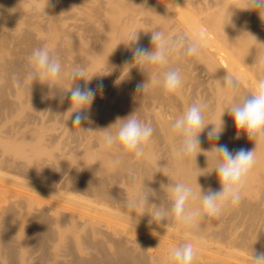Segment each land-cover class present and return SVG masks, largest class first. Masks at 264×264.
I'll return each instance as SVG.
<instances>
[{"label":"bare ground","instance_id":"6f19581e","mask_svg":"<svg viewBox=\"0 0 264 264\" xmlns=\"http://www.w3.org/2000/svg\"><path fill=\"white\" fill-rule=\"evenodd\" d=\"M238 6L246 7L245 0ZM235 7L229 0H0V264H168V250L185 242L197 251L194 264H235L225 256L236 250L244 253L241 264H253L252 251L264 252V143L240 203L219 217L185 228L150 223L151 205L127 207L145 186L156 193L149 203L161 206L169 205L167 185L177 181L197 192L198 185L218 191L203 152L213 145L233 153L255 147L245 134L237 138L222 85L231 73L240 93H248L264 75L258 63L264 19L241 9L230 17ZM133 28L140 31L133 49L151 50L153 30L198 34L206 43L199 57H173L163 69L142 67L125 46ZM44 46L63 67L51 87L26 79L32 50ZM77 66L92 77L88 87L103 84L80 126L68 119L71 93L64 92L85 87L83 79L69 78ZM177 67L183 79L177 93L150 83L153 71ZM145 82L147 89L138 92ZM198 101L207 105L206 124L226 112L219 140L207 138L211 124L201 133L195 162L194 156L177 157L172 123ZM133 112L155 131L143 157L121 159L105 147L104 129Z\"/></svg>","mask_w":264,"mask_h":264},{"label":"clouds","instance_id":"9594fccd","mask_svg":"<svg viewBox=\"0 0 264 264\" xmlns=\"http://www.w3.org/2000/svg\"><path fill=\"white\" fill-rule=\"evenodd\" d=\"M230 5L237 7L230 8V17L233 10L241 9L239 0H229ZM246 7L241 10H256L261 19H264V0H245ZM231 22V19H230ZM137 29H130L127 34L126 47L133 51L134 63L139 66L165 68L170 58L183 61L187 57H199L205 47V40L202 35L177 33L166 34L162 30L151 31L152 49L146 50L141 47L132 48L139 41ZM264 66V56L258 60ZM63 75V67L57 54L50 51L46 46L34 48L29 56V71L26 79L30 81H46L49 86L59 81ZM73 81L83 79L85 87H73L64 92H70L71 106L67 110L68 119H72L74 126H80L82 121L89 120L88 110L93 103L97 90L103 93V84H98L97 89L88 87L91 78H86L83 68L74 67L69 73ZM19 83V80H17ZM150 83L162 87L165 94H175L181 89L183 79L180 69L167 68L164 71H153ZM51 87V86H50ZM148 83L137 85L138 92H144ZM223 89L226 92L225 102L227 113L233 118L237 129V138L243 133L252 141L255 147L252 150L239 149L235 153L229 151L225 145H213L208 151L203 152L207 165L212 162L213 167L207 174L215 172L220 183L218 191L209 188L203 192L198 185L199 191L184 182L177 181L167 185L169 193V205L149 203V197L155 196V191L145 186V189L133 200L127 202L129 209H141L151 205V219L157 222L171 221L178 226L185 228L195 227L199 220L204 217H219L225 209L236 206L242 199V192L247 179L256 163V149L264 143V75L258 77L255 87L251 92L240 93V81L231 73L223 77ZM63 101V97H61ZM207 105L203 101L193 102L186 110L179 115L172 123L174 133L179 137V144L176 155L179 158L196 157L202 152L200 147V135L209 124L212 127L207 131V138L219 140L224 131L222 119L226 111L220 116L216 124H206L204 112ZM75 116L73 118V114ZM114 129V130H113ZM154 127L141 120L135 112L123 119H118L113 125L104 129L103 141L106 148L116 149L120 158L132 156L136 159L143 157L145 148L154 134ZM199 199V207H191L189 201ZM197 259V251L192 243H182L171 247L168 250V264H194ZM253 264H264V252L254 253L252 251Z\"/></svg>","mask_w":264,"mask_h":264},{"label":"rangeland","instance_id":"374dc122","mask_svg":"<svg viewBox=\"0 0 264 264\" xmlns=\"http://www.w3.org/2000/svg\"><path fill=\"white\" fill-rule=\"evenodd\" d=\"M243 251H241V250H236L235 251V254H236V256H233V257H229V256H225V260H227V261H229V262H232V263H235V264H241V258H242V256H243ZM239 254V255H238ZM242 254V255H241ZM238 255V256H237ZM241 255V256H240ZM240 256V257H239Z\"/></svg>","mask_w":264,"mask_h":264}]
</instances>
